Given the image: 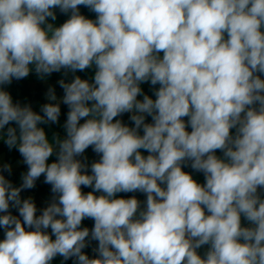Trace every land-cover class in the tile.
Here are the masks:
<instances>
[{"label": "clouds", "instance_id": "1", "mask_svg": "<svg viewBox=\"0 0 264 264\" xmlns=\"http://www.w3.org/2000/svg\"><path fill=\"white\" fill-rule=\"evenodd\" d=\"M0 142V264H264V0H0Z\"/></svg>", "mask_w": 264, "mask_h": 264}, {"label": "trees", "instance_id": "2", "mask_svg": "<svg viewBox=\"0 0 264 264\" xmlns=\"http://www.w3.org/2000/svg\"><path fill=\"white\" fill-rule=\"evenodd\" d=\"M81 11L86 16L93 19L95 18V14L89 12L87 9L81 8ZM64 19H66L65 16L58 15V22H63ZM79 75H81L84 78H88L92 75V71L90 70L85 73H79ZM60 78H62L61 74L54 73L52 76L46 78L45 80H40L34 73H32L26 79L20 81L14 80L13 83L10 86H8L7 90L12 94L14 102L20 101L21 103H30L33 107V110L39 111L40 105L47 102L45 99V93L47 92V89L50 86L55 87L58 96L63 95V90L57 84V81ZM68 79H71V77H69ZM144 89L149 95L152 94L151 89L149 88L148 85H144ZM66 111H67L66 107L62 106V113H66ZM64 118L65 117L62 114L61 124L63 123ZM124 119L127 120V116H125ZM44 127L46 128V131L48 132L49 136H51L53 131L60 130L58 125H53L51 127L49 126H44ZM1 154L5 155L6 163H11L13 166V175L9 178L12 179L14 183L18 184L20 182L19 181L20 174L23 171H26V166H24L23 164L19 166H14V165L22 158L19 156V153L15 149L9 151L7 146L3 142H0V155ZM87 155L89 156L90 160L96 158L90 149ZM185 170L191 171L190 168H186ZM193 175L194 178H196L198 181L203 182L202 174L193 173ZM88 190L89 189H85V191ZM22 195L25 197L31 195L35 199L38 207H43L45 202L49 199L51 195L50 186L44 184L43 177H41L40 180L37 181V186L35 189L24 192ZM119 195L130 196L133 194L121 193ZM135 195H137V197L142 201L145 199L143 194L136 193ZM84 223L86 226L91 227L93 222L90 220H86ZM0 236H2V234H0ZM54 264H59V262L55 261ZM69 264H71V262H69Z\"/></svg>", "mask_w": 264, "mask_h": 264}, {"label": "rangeland", "instance_id": "3", "mask_svg": "<svg viewBox=\"0 0 264 264\" xmlns=\"http://www.w3.org/2000/svg\"><path fill=\"white\" fill-rule=\"evenodd\" d=\"M0 163H6V157L5 155H0ZM22 164V159L20 161H18L14 166H19Z\"/></svg>", "mask_w": 264, "mask_h": 264}]
</instances>
